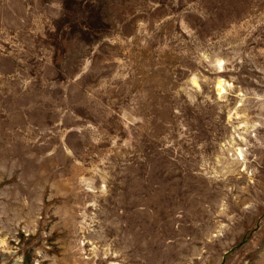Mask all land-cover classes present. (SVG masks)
Returning a JSON list of instances; mask_svg holds the SVG:
<instances>
[{
  "label": "rangeland",
  "instance_id": "rangeland-1",
  "mask_svg": "<svg viewBox=\"0 0 264 264\" xmlns=\"http://www.w3.org/2000/svg\"><path fill=\"white\" fill-rule=\"evenodd\" d=\"M0 264H264V0H0Z\"/></svg>",
  "mask_w": 264,
  "mask_h": 264
},
{
  "label": "bare ground",
  "instance_id": "bare-ground-1",
  "mask_svg": "<svg viewBox=\"0 0 264 264\" xmlns=\"http://www.w3.org/2000/svg\"><path fill=\"white\" fill-rule=\"evenodd\" d=\"M218 87H219V89H218L219 91H222V90H223V89L221 88L222 86H221V83H220V82L218 83Z\"/></svg>",
  "mask_w": 264,
  "mask_h": 264
}]
</instances>
